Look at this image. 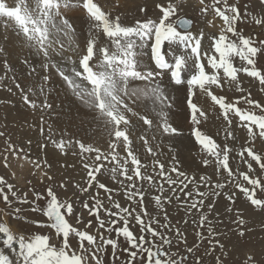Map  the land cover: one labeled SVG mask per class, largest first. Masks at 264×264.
<instances>
[{
    "label": "snow or ice",
    "instance_id": "1",
    "mask_svg": "<svg viewBox=\"0 0 264 264\" xmlns=\"http://www.w3.org/2000/svg\"><path fill=\"white\" fill-rule=\"evenodd\" d=\"M214 2L219 4L221 0H214ZM200 3L203 4L204 0H200ZM21 4L23 7H13L9 6L6 0H0V17L13 20L19 33H22L26 38L27 47L35 50L33 55L40 58V68L47 70L42 77L43 81L54 80L64 89L66 95L71 93L73 97H78L92 112L98 113L108 128V136L114 137L105 143L103 150L99 145L93 146L88 143L87 138L83 141H76L81 154H94L91 165L83 164V167L88 170L89 188L94 182H97V174L108 173L113 178L119 174L129 182L125 184V194L129 201L136 204H142L145 192L150 190L152 176L142 175L141 168H145L146 165L142 164L140 158L134 153L133 141L130 139V120L127 118V113L137 114L130 104L137 102L142 91L138 87H130L132 81L156 83V86L152 88V93L155 100L159 101V104L153 108L158 123L154 126L152 119L141 116L140 119L144 124L154 127V132L160 136L177 142V138L181 136L180 129L183 125L173 126L168 122L167 113L173 108L185 112L190 111L191 123L189 127L192 129V136H194L193 146L198 142L206 155L214 158L217 172L223 169L227 172L228 177L234 176L232 168L229 167V154L233 148H229L227 144L221 147L216 139L201 131L202 120H207V116L198 107L200 96L210 97L211 101L222 110L223 117L228 120L229 125L232 123L229 119L230 113L234 118H238L240 126L247 131L249 140L264 139V105L251 99V93L242 95L238 100L232 102L223 95L214 94L213 91L214 87L224 88L227 86L234 87L243 93L244 89L240 87V73L258 80L264 90V70H262L264 66L262 69L256 67V57L264 49V41H260L259 46H254L255 42L252 37H245L238 30V22L247 16V13L242 14L236 4L230 5L228 0H223L222 8H214L215 15L223 22V27L220 29L219 35L214 34L208 38L205 51H202V41L205 40V36L203 32L193 33L190 30L189 26L192 24L190 19L172 21L171 18L176 15L177 9L169 0H154L153 6L158 10L155 18H148L147 9L141 7L139 11L145 14V18L136 20L132 26L122 23L119 16L110 18V14L102 10L94 0H83L82 6L80 0H76L75 5L67 2L63 6L60 0H36L34 7L25 4V0H21ZM73 6L86 10L93 27L99 29L108 38V41L115 45L117 51L114 54H110L107 44L97 47L95 37L89 39L79 50L71 46L66 47L63 41L55 37L49 39V27H54L64 37L75 34L73 23L79 17H74L72 23L68 19H60L63 9ZM260 8L262 15L259 19H255V23L264 26V0H260ZM201 11L207 12L208 8L205 7ZM185 28H189V30H184ZM2 51L0 49V52ZM69 52L76 54L75 60L71 55H68ZM210 52L218 55L210 54ZM94 57L96 61L102 60L99 64L101 71H93ZM236 57L244 62L245 66L237 67L233 63V59ZM24 63L29 65L30 75L36 72V68L28 60H25ZM86 85H91V87ZM16 87L20 88V84H16ZM173 91L174 96L171 95ZM197 91L199 96H197ZM40 93L47 96L46 89L43 87L40 89ZM34 94L33 87L25 82L21 96L27 106L33 110L51 107L46 99L39 103L36 99H30V96ZM193 96H197V102H193ZM241 100L249 105V108L239 107ZM253 109H259L261 114L258 115ZM41 131L43 130L41 129ZM231 135L232 133L229 132L225 139ZM152 138L155 140L156 135L154 134ZM141 139L144 140L145 145L148 144L147 139L143 136ZM51 143L63 152L65 147L63 141L57 143L52 140ZM118 148L126 153V156H121L117 151ZM241 149L239 154L241 160L247 162L248 158H251V161L255 162L261 171H264V156L257 154L252 147L244 148L241 145ZM147 152L156 157V153L151 147H147ZM169 159L171 160V163L168 164L170 172L166 170V162L162 163L158 158L153 161V172L161 179L166 180L169 185L177 183L172 179L171 174L187 179L179 167L181 161L175 156H170ZM121 161L123 162L121 163ZM105 162H109L113 166L105 167ZM129 164L131 165V174H129ZM208 164L209 160L204 159L202 166ZM247 167L249 171L253 170L251 163H248ZM236 175L241 176L251 185L249 188L237 183L239 191L250 200L253 206L264 208V199H257L255 192L258 186L264 192V183L260 179H253L247 172L236 173ZM207 179V177H200L201 182ZM124 180L119 183L123 184ZM145 180L149 182L147 186L137 187V181ZM180 183L183 185L181 191L188 187L184 180H181ZM3 186L7 187L13 197H16L17 193L12 191L11 184L0 177V196L5 204H9V196L5 193ZM96 186L111 192L105 183L98 182ZM61 187L64 185L62 184ZM216 187L220 188L222 185L217 184ZM82 190L88 192V188ZM162 191L163 187L161 186ZM185 195L191 196L192 192L189 191ZM200 195L204 194L200 193ZM137 197H139L138 200ZM46 198L45 207L36 203V201ZM107 198L112 204V208L105 206L96 197H93L95 204L91 207L88 203H83L88 215L95 217L98 223V229L93 234L90 231L92 221L82 223L75 216V201L61 202L50 187L46 190V194L36 193L35 199L32 201L34 206L31 210L42 213L47 218L46 223L40 221L36 223L40 227L50 226L51 229H54L55 234L61 238V246L57 248L54 244H50L49 237L46 235H34L29 239L24 236L17 237L13 235L9 226L0 223V236L3 237L0 243L8 250L7 254L0 251V264H90V261H94V264H103L102 256L107 254L108 247L113 249L112 258L118 259L119 257L116 255V249L119 247L118 241L105 238L103 232L99 231L105 228V221L100 218L101 209L110 217L119 215L123 221L115 231L127 245L124 248L128 256L127 264H183V260L177 261L170 252L157 245V238H159L160 245L171 247L172 244L170 239L165 238L156 227L152 226L160 224L158 219L153 217L151 221L145 223L143 216L148 215L146 209L142 214L134 215V209L122 208L119 203L113 201L111 194ZM228 199L232 200L233 197L229 196ZM21 202L28 203L27 199ZM155 203L162 207L159 195L155 197ZM200 204H203L202 200ZM196 206L195 203L191 205L192 208H196ZM113 208L118 211H113ZM15 211L18 213L20 210L16 209ZM129 218L141 225L139 236L134 235V232L130 230ZM70 219L76 225H81L84 230L74 226V223H70ZM165 220H167L166 214ZM203 220L204 218L201 219V224H203ZM110 223L116 224V220L112 219ZM240 223L242 224L243 221L241 220ZM164 227L168 228V224H165ZM107 231L112 232L113 228L109 227ZM144 233L153 239L147 240ZM177 234H179L178 230ZM239 235L243 237L245 233L240 231ZM85 243L87 247H85ZM191 251L192 249L189 248L188 252L191 253ZM197 264H200L199 260ZM243 264H257V261L253 256L246 255Z\"/></svg>",
    "mask_w": 264,
    "mask_h": 264
},
{
    "label": "rangeland",
    "instance_id": "2",
    "mask_svg": "<svg viewBox=\"0 0 264 264\" xmlns=\"http://www.w3.org/2000/svg\"><path fill=\"white\" fill-rule=\"evenodd\" d=\"M121 1L94 0L102 10L110 14V18L119 16L122 23L126 26H132L136 20L145 18V14L139 11L141 7L147 9L148 18H155L158 14V10L153 6L154 0H128V4L121 3ZM6 2L9 6L23 7L21 0H6ZM60 2L62 6L67 2L75 5L76 0H60ZM82 2L83 0H80L81 6ZM169 2L174 4L177 9L176 15L171 18L172 21H178L182 17L190 18L193 21L190 30L193 33L203 32L205 40L202 41V51L207 50L205 45L208 42V38L214 34L219 35L220 29L223 27L222 20L214 12L215 7H223V0L219 4L215 3L214 0H204L203 4L200 3V0H169ZM25 3L28 4L29 0H25ZM228 3L230 5L236 4L242 14L247 13V16L238 22V30L245 37H252L255 42L254 46H259L260 41H264V26L255 23V19H259L262 15L260 0H228ZM205 7L208 8V11L202 12L201 9ZM62 13L60 19H68L70 21V18L73 17L67 10H63ZM84 18L88 19V16ZM11 22V25L15 26L13 20L0 17V49L3 50L0 52V133H3V135H0V177L13 186L12 191H15L17 196L13 197L11 192H8L7 187L3 186L5 193L9 196L10 203L5 204L2 196H0V223H5L9 226L13 235L17 237L24 236L26 239H29L34 235H46L49 237V243L59 248L61 246V238L55 234V230L51 229L50 226L40 227L36 223L37 221L46 223L47 218L42 213H36L31 210L34 206L32 201L35 199V194H46V190L50 187L57 194L61 202L75 201V216L82 223H87L91 220L92 229L90 231L93 234L98 229V223L95 217L88 215L87 210L83 207V203H88L91 207L95 204L93 197H96L105 206L112 208L113 206L107 198L111 194L113 201L119 203L122 208L134 209V215L137 213L142 214L146 209L148 215L143 216L145 223L151 221L153 217L158 219L160 224L158 226L153 224L152 226L156 227L165 238L170 239L172 244L171 247L160 245L159 238H157V245L161 246L163 250L170 252L177 261L183 260V264H197L198 260L200 264H243L246 255L253 256L257 264H264V208L253 206L250 200L239 191L237 183L249 188H251V185L244 181L241 176L236 175V173L247 172L253 179H260L264 183V171H261L259 166L251 161V158H248L247 162H245L240 159L239 155L242 145L244 148L252 147L257 154L264 156V139L249 140L247 138V131L240 126L238 118H234L230 113L229 119H231L232 123L229 125L228 120H225L224 117L222 118L223 112L219 109V106L212 105L207 114L210 122L209 129L204 132L216 139L221 147L227 144L229 148H233V151L229 154V167L232 168L234 176L228 177L227 172L223 169L217 172L214 158L207 156L198 142L196 143L197 146H193L192 141L194 140V136H192V130L190 133L189 131L184 132L185 130H180L181 136L177 138V142L172 143L166 137H164L166 141L162 140V136L155 133L152 128L149 130L145 129L144 126L148 125L140 126L139 121L133 120V131L141 132L140 135L148 141V144H144V147H142L141 143L140 145L132 139L135 142L133 143V147L135 145L133 148L135 154L139 153L137 155L138 158H140L142 164L146 165L145 168H141L142 175L152 176L150 190L145 192L143 203L136 204L127 199L125 184L129 182L124 180V177L119 174L115 178L108 173H104L103 175L97 174V182H94L89 188L87 180L88 170L83 167V164L87 163L91 165L94 154H81L76 141H83L84 138L88 139L91 135H94L93 132L96 133L97 131L85 130L81 126L75 125L73 121V124L71 123L67 127H63V125L53 127L50 125V120H48L52 115L50 108L33 110L23 102L21 90L24 88L25 82L30 87H33V92L35 93L30 96V99H36L38 103L46 99L47 103L50 104L49 101L52 100L50 99L51 95L60 92V90H58L59 86L54 81L52 82L51 79L49 80L50 83L42 81V77L47 70L40 68V58L33 56L34 49L17 43H13L9 48L7 39L9 38L8 28ZM70 23L72 22L70 21ZM90 25H92L91 22ZM15 29L19 32L16 26ZM100 38L98 39L100 42H97V47H103L107 44L110 54H114L117 51L115 45L109 42L106 36H102L103 40ZM210 54L218 55L214 52H210ZM68 55H71L73 60L76 59V54L69 52ZM25 60H28L36 68L35 73L29 74L30 68L28 64L24 63ZM256 60V67L262 69V66H264V49L257 54ZM93 62V71L96 72L99 61H96L94 57ZM233 63L237 67L245 66L244 62L240 61L238 57L233 59ZM239 77L240 87L244 89L243 93L237 91L234 87L231 89V87L225 86L224 88L214 87V94L223 95L232 102H235L242 95L251 93V99L264 105V90H262L259 81L246 76L244 73H240ZM147 82L151 84V89L156 86L155 82ZM16 84H20V88H17ZM86 86L88 87V85ZM89 86L91 87V85ZM42 87L48 92L46 97L40 93ZM165 91L167 92V89ZM148 96L151 98L154 107L158 105L159 101L155 100L152 91L148 93ZM192 99L193 102H197L196 96H193ZM238 106L249 108V105L242 100ZM253 110L258 115L261 114L259 109ZM130 114L132 113H127V117L130 116L129 118L132 119L133 115ZM62 116L60 120L65 117L64 115ZM150 116L151 113L147 118ZM75 117L78 118V115H75ZM212 127L214 129H211ZM56 129L58 137L55 135ZM229 132L232 133L231 137L225 139ZM151 134L157 135L155 140ZM52 140H55L57 143L60 141L64 142L65 147L63 152L55 148L51 143ZM89 143L93 146L97 145L94 141ZM45 144L47 145L46 147L44 146ZM163 144L167 146L164 147ZM149 145H151L150 147L156 153V157L152 156V158H158L162 163L166 162V170L169 172L168 164L171 163L169 157H177L181 161L179 167L185 173L187 179L176 174H171L172 179L177 181V183L169 185L166 180L158 177L152 170L154 160L148 161V158L144 157L146 148ZM171 145L173 148H171ZM186 147L188 148L185 149ZM117 151L121 152V156L126 155L120 148ZM205 155L204 159H208L209 164L202 166L203 160L201 158ZM163 156L165 157L161 160L160 158ZM60 158L62 161L57 160ZM165 159H168L169 162ZM248 163L252 164V171H249L247 167ZM112 166L111 163L105 162V167ZM129 174H131L130 164ZM202 176L208 179L201 182L200 177ZM48 177H51V179H48ZM121 180H124L123 184L119 183ZM181 180H184L188 184V187L184 188L183 191H181V188H183V185L180 183ZM98 182L105 183L111 192L99 189L96 186ZM148 183L146 180L137 181V187H141V185L147 186ZM62 184L64 187H61ZM217 184L222 185V187L217 188ZM161 186L163 187L162 192ZM84 188H88V192H84L82 190ZM189 191L192 192V195L186 196L185 193ZM255 192L257 199H264V192L261 191L259 186ZM25 193L27 194L26 196ZM200 193L204 195H200ZM158 195L161 197L162 207L157 206L155 203V197ZM229 196H232L233 199L229 200ZM24 199H27L28 203H22L21 201ZM138 199L139 197H137ZM201 200L203 201L202 205L200 204ZM36 203L41 207H45L47 198L36 201ZM193 203L197 205L196 208L191 207ZM16 209L20 211L17 213ZM113 211L118 210L113 208ZM165 214L167 215V220H165ZM100 218L105 221V228L99 231L103 232L105 238L116 239L119 244V247L116 249V255L119 258L114 260L111 255L113 249L108 247L107 254L102 256L103 264H127L128 256L124 251L127 245L115 231L123 223L121 217L119 215L110 217L101 209ZM202 218H204L203 224H201ZM112 219L116 220V224L110 223ZM241 220L243 221L242 224L240 223ZM69 222L74 223L72 219ZM165 224H168V228L164 227ZM74 226L84 230L81 225L74 223ZM12 227H15L16 231L12 230ZM109 227L113 228L112 232L107 231ZM129 227L134 232V235L139 236L141 234L139 231L141 225L131 218H129ZM177 230L179 234H177ZM240 231L245 233L243 237L239 235ZM144 235L147 240L153 239L147 233H144ZM2 239L3 237L0 236V240ZM85 247H87L86 243ZM189 248L192 249L191 253L188 252ZM0 249L5 254L8 253V250L2 247L1 243ZM90 264H94V261H90Z\"/></svg>",
    "mask_w": 264,
    "mask_h": 264
},
{
    "label": "bare ground",
    "instance_id": "3",
    "mask_svg": "<svg viewBox=\"0 0 264 264\" xmlns=\"http://www.w3.org/2000/svg\"><path fill=\"white\" fill-rule=\"evenodd\" d=\"M100 1V0H99ZM103 3V1H102ZM121 3H125L128 4V0H122ZM27 4V3H25ZM36 4V0L34 1H30L28 5H32L33 7ZM63 10H67L69 13L72 14L73 17L70 18V21L73 22V18L74 17H79V19H76L73 23V28L75 30V34L69 37H64L62 34L58 33L56 31V29L54 27H49V39L51 40L53 37H55L58 40H61L65 43L66 47L67 46H71V47H75L77 48V50L81 49L84 47V45L86 44V42L91 39L92 37L96 38L97 42H100V40L98 41V39L100 38L102 39L103 33L99 30L96 29L94 27H91L92 25H90V21L89 19L84 18L85 16H88L86 13V10H82L81 8H64ZM63 14V13H62ZM70 14V15H71ZM69 15V14H68ZM69 21V22H70ZM12 22L9 24V38L7 39V44H9V48L13 43H17L19 45L25 46L26 45V38L23 36L22 33H19L18 31H16L15 26L11 25ZM92 32V33H91ZM98 32H100V34H98ZM8 33V32H7ZM5 40V39H4ZM6 45V44H5ZM27 46V45H26ZM165 47H167V45H165ZM8 50V49H7ZM12 52V51H11ZM10 52V53H11ZM13 53V52H12ZM25 53H27L25 51ZM30 53V52H29ZM32 54V53H31ZM75 54V53H73ZM10 55V54H9ZM26 55V54H25ZM19 56V54H18ZM34 56V55H33ZM25 58V57H24ZM32 62V61H31ZM102 62L99 61L97 64V68H96V72L101 71L102 69L99 68V64ZM17 64V63H16ZM33 64V63H32ZM17 66V65H16ZM18 67V66H17ZM24 67V66H23ZM25 69V68H24ZM26 73V72H25ZM40 73V72H39ZM38 74V73H37ZM46 74V73H45ZM44 74V75H45ZM43 75V73H42ZM24 76V75H23ZM22 80V79H21ZM43 81V80H42ZM54 80H52L53 82ZM50 83V81H48ZM45 83V82H44ZM47 83V82H46ZM57 84V83H56ZM155 84V83H154ZM53 85V84H52ZM59 87L58 90H60V92L51 95L52 99L50 102L51 107H50V112H51V118L48 119L50 120V125L53 127H57L59 125H63V127H67L69 126V124L72 123V121L74 122V124L81 126L83 129L85 130H91V131H97L96 133L93 132L94 135H91L87 141L92 142L94 141L95 144L104 147L105 143L114 139V137H109L108 136V128L105 126L104 120L102 118H100L98 116V113H94L92 112L91 109L88 108V106L86 104H84L82 101L79 100L78 97H73L71 93L69 94H65L64 89L62 87H60L59 84H57ZM151 84H149L147 81H132L130 83V87H138L140 88L141 91V95L139 97V99L137 100L136 103H131L130 106L133 108V111L136 112V115H133V118H129L130 120V139H134L137 143H141L142 147H144V140L141 139V135L139 131L134 132L133 131V126L132 123L134 122L133 120L139 121L140 126H144V122L143 120L140 119L141 116H148L151 113V116L148 117L149 119L153 120V125L155 126L158 123L156 114H153V103L151 98L148 96V93L152 91L150 86ZM51 86V85H50ZM48 87V86H47ZM88 87H90L88 85ZM55 88V87H54ZM53 89V88H52ZM232 89V87H231ZM48 90V89H47ZM57 90V89H55ZM56 92V91H54ZM48 93V92H47ZM221 93V92H220ZM234 93V92H233ZM10 94V93H9ZM52 94V93H51ZM172 96L175 95L174 91L171 93ZM199 92L197 91V96H199ZM229 95V94H228ZM196 96V98H197ZM42 98V97H41ZM171 99V97H170ZM159 104V102L157 103ZM212 105L214 106V103L211 101L210 97L207 96H200V100L198 102V107L205 112V115L207 116L208 111L211 109ZM85 111V112H84ZM222 111V110H221ZM18 112V111H17ZM84 113V114H83ZM50 114V113H49ZM83 114V115H80ZM26 115V113H25ZM43 115V114H42ZM62 115H64V119L60 120L61 117H63ZM75 115H78V118L75 117ZM168 115V122L173 124V126H176L178 124L183 125V127L180 130H185L184 132H191V128L189 127V124L191 123V114L188 112H185L184 110H179L176 108H173L169 113H167ZM217 115V114H216ZM215 115V116H216ZM28 117V116H27ZM223 118V116H222ZM44 120V119H42ZM221 120V119H220ZM223 120V119H222ZM25 121V120H24ZM22 123V122H21ZM27 123V122H26ZM33 123V122H32ZM138 123V122H137ZM73 124V123H72ZM42 125V124H41ZM134 125L136 126V124L134 123ZM202 125L203 127H201V131L204 132L207 129H209V119L207 118V120H202ZM28 126V125H27ZM48 126V125H46ZM72 127V126H70ZM145 129L149 130V129H153L154 127H148V126H144ZM78 129V128H76ZM75 129V130H76ZM211 129H214L213 127ZM27 130V129H26ZM66 130L68 131V129L66 128ZM72 130V129H70ZM69 130V131H70ZM141 130V129H140ZM73 131V130H72ZM73 133V132H72ZM87 133V131H86ZM85 133V134H86ZM149 133V132H148ZM151 133V132H150ZM76 134V133H75ZM80 134V133H78ZM84 134V132H83ZM55 135H57L58 137V132L57 129L55 130ZM153 135V134H151ZM146 136V135H145ZM150 137V135H148ZM157 137V135H156ZM83 138V137H82ZM179 138V137H178ZM39 139V138H38ZM69 139V138H68ZM164 139V137H162V140ZM190 139V138H189ZM85 140V138L83 139ZM165 140V139H164ZM183 140V139H182ZM192 140V139H191ZM152 141V140H151ZM166 141V140H165ZM180 141V140H179ZM164 142V141H163ZM190 142V141H189ZM135 143V142H133ZM173 143V141H172ZM183 143V142H182ZM186 143V142H185ZM191 143V142H190ZM140 144V145H141ZM175 144V143H174ZM152 145V144H151ZM149 145V147L151 146ZM164 147H166V144H163ZM181 145V144H180ZM137 146V145H136ZM139 146V145H138ZM188 146V145H186ZM195 146H197V144H195ZM135 147V145H134ZM133 147V148H134ZM160 148V147H159ZM162 148V147H161ZM171 148H173V146L171 145ZM178 148V147H177ZM188 147H186L185 149H187ZM163 149V148H162ZM161 149V150H162ZM144 150V149H143ZM157 150V149H155ZM180 150V149H179ZM135 151V150H134ZM141 151V150H140ZM160 151V150H159ZM175 152V151H174ZM181 152V151H180ZM198 152V151H197ZM121 153V152H120ZM124 153V152H123ZM135 153V152H134ZM137 153V152H136ZM178 153V152H177ZM201 153V152H200ZM139 154V153H138ZM137 154V155H138ZM53 155V153H52ZM124 155V154H123ZM165 155V154H164ZM126 156V155H125ZM52 157V156H51ZM50 157V158H51ZM145 158H148V161H150L151 159L154 160L152 158V155L150 153L147 152V148H146V152L144 155ZM165 156H163L162 158H160L161 160L164 159ZM179 157V156H178ZM206 157L203 156L201 159L204 160V158ZM189 158V156H188ZM198 158V157H196ZM54 159V158H52ZM199 159V158H198ZM58 161H62L61 158L57 159ZM81 160V159H80ZM166 161H168V159H165ZM169 162V161H168ZM190 162V161H189ZM191 163V162H190ZM151 165V164H150ZM167 165V164H166ZM81 166V165H80ZM151 167V166H150ZM153 167V165H152ZM149 168V167H147ZM167 168V167H166ZM155 173V172H154ZM156 176V175H155ZM12 230L16 231L15 227H12ZM14 231V232H15ZM16 233V232H15ZM2 244V243H1ZM2 247H4L2 245ZM212 248V247H211ZM0 251H2V249H0Z\"/></svg>",
    "mask_w": 264,
    "mask_h": 264
},
{
    "label": "water",
    "instance_id": "4",
    "mask_svg": "<svg viewBox=\"0 0 264 264\" xmlns=\"http://www.w3.org/2000/svg\"><path fill=\"white\" fill-rule=\"evenodd\" d=\"M185 19H190V18L182 17V18L179 19V21H182V20H185ZM190 20H191V19H190ZM191 21H192V20H191ZM192 25H193V21H192V24L189 26L190 29H191ZM184 30H189V28H185Z\"/></svg>",
    "mask_w": 264,
    "mask_h": 264
}]
</instances>
